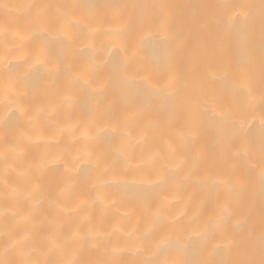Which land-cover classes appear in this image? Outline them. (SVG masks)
Listing matches in <instances>:
<instances>
[{"label": "bare ground", "instance_id": "6f19581e", "mask_svg": "<svg viewBox=\"0 0 264 264\" xmlns=\"http://www.w3.org/2000/svg\"><path fill=\"white\" fill-rule=\"evenodd\" d=\"M0 264H264V0H0Z\"/></svg>", "mask_w": 264, "mask_h": 264}]
</instances>
